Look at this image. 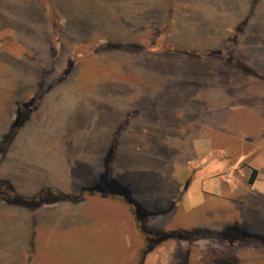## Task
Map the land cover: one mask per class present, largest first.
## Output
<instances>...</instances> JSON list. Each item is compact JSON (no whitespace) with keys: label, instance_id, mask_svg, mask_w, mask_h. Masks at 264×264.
<instances>
[{"label":"rangeland","instance_id":"1","mask_svg":"<svg viewBox=\"0 0 264 264\" xmlns=\"http://www.w3.org/2000/svg\"><path fill=\"white\" fill-rule=\"evenodd\" d=\"M259 153L264 0H0V264H131L126 204L82 194L127 188L172 231L208 160L241 197L187 230L221 237L152 238L143 264H264Z\"/></svg>","mask_w":264,"mask_h":264},{"label":"crops","instance_id":"2","mask_svg":"<svg viewBox=\"0 0 264 264\" xmlns=\"http://www.w3.org/2000/svg\"><path fill=\"white\" fill-rule=\"evenodd\" d=\"M242 160L243 159L241 158L237 162V166L242 163L241 162ZM252 163L254 165V170L257 171V176L255 179V182L253 183V188L255 186L259 185V197L262 198V197H264V180L262 179V175L264 172V155H261L259 153V156H257L254 160H252ZM199 166H201V167L196 169L197 171H196L195 176L193 177V180L191 181V183H188L186 185V187H185L186 194L184 195L181 203H179V205H178V206H180V204H181V206L183 207L182 210L186 216H189L190 214L193 216V214L196 212V211H194L195 209H198V212L194 215L195 217L193 216L194 218L192 220L187 219V217H186V219H183V220L178 219L179 214L176 213L175 216H172L175 218L176 224L172 227H169V229L175 228V230H179V229L187 230L189 228V226H188L189 224H191V226H193L196 223H198V224L203 223V221H200L201 218L196 219L199 216H204L205 213L207 214V216L211 213L213 216L216 215V213L218 211H211L209 209L205 213L204 212L200 213V211H199L201 208L205 207L210 202L209 200H207V197L205 195L209 196V192H211V191H213V192H215V194H217L215 196L221 197L222 199L227 200V203H225L226 205L224 207L229 206V205H230V207L232 206L230 199H227L231 195L237 194V197H241V193H240L241 187L239 188V183H238L239 181L235 180V178L233 177L234 176L233 171L232 172L228 171V167L230 165H229V162H227V160H217L215 162L208 160L206 163H203L202 165H199ZM248 190H250V189H248ZM251 191H252V189H251ZM251 191H250V193H251ZM248 193H249V191H248ZM197 194L202 195L200 197L201 201L199 203L193 202V200H192L193 195H197ZM103 200H108V199H103ZM194 200H195V198H194ZM235 200H237V199L235 198ZM69 201H72V200H69ZM66 202H68V201H66ZM106 202H108V201H106ZM115 203H117V202H115ZM117 204H119V203H117ZM126 209H127L126 212H129L130 221H125V222H130V224H131L132 221L134 222V219H133L130 211L128 210V208H126ZM134 226H135V222H134ZM167 230H168V228H167ZM129 237H131V235H129L126 238L127 242H125V247H124L125 251L124 252H125V254H126V252H128L126 254V256L128 255L129 257H131V259H132L131 264H134L136 249H133L134 246H132V242L128 241ZM129 250H130V252H129ZM128 264H130V263H128Z\"/></svg>","mask_w":264,"mask_h":264},{"label":"trees","instance_id":"3","mask_svg":"<svg viewBox=\"0 0 264 264\" xmlns=\"http://www.w3.org/2000/svg\"><path fill=\"white\" fill-rule=\"evenodd\" d=\"M257 176V171L254 170L251 178H250V183L253 184L255 182ZM122 189V190H121ZM127 189V188H126ZM125 188H120L119 191L116 192V190H110V188H102L100 190H92L91 192L85 191L82 196L90 197L91 196H99L103 198H111L115 199L118 202H122L126 204L125 206L128 208L130 211L134 222H135V227L137 229V235L139 241L142 243V247L140 250L136 253L135 259H134V264H143L145 260V256L148 253L149 249V244H150V239L152 238H165V239H176V240H181V241H190L193 240L194 238L197 237H203L206 236L209 238L211 235L214 234V238H220L221 236L216 233V232H208L204 230H198V231H190V230H184V229H179V230H173V231H168V232H162V233H154L151 230H148L147 227V218L149 217L148 214L146 213L145 207H143L139 202L134 200L132 195L127 192L128 189L126 190ZM95 193V194H94ZM70 197L67 196L66 194L59 193V198L57 200H60L61 202H66L69 200ZM34 206L33 208H35ZM151 231V232H149Z\"/></svg>","mask_w":264,"mask_h":264}]
</instances>
